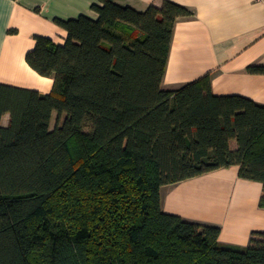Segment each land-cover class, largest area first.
Segmentation results:
<instances>
[{
  "label": "trees",
  "instance_id": "obj_1",
  "mask_svg": "<svg viewBox=\"0 0 264 264\" xmlns=\"http://www.w3.org/2000/svg\"><path fill=\"white\" fill-rule=\"evenodd\" d=\"M98 3L96 20L54 21L63 44L34 37L25 62L49 94L0 84V264H264V232L222 245L160 204L162 187L235 166L264 209V107L214 96L210 73L162 89L187 8Z\"/></svg>",
  "mask_w": 264,
  "mask_h": 264
},
{
  "label": "crops",
  "instance_id": "obj_2",
  "mask_svg": "<svg viewBox=\"0 0 264 264\" xmlns=\"http://www.w3.org/2000/svg\"><path fill=\"white\" fill-rule=\"evenodd\" d=\"M112 1L137 11L170 1L192 12L174 26L162 89L177 90L210 73L214 96H238L264 107V75L248 72L251 66H264V0ZM98 4V0H0V84L49 94L53 80L40 77L25 62L34 37L63 44L66 32L54 21L79 16L96 20L92 6ZM8 118H2L3 127ZM55 119L53 114L52 123ZM230 148L236 149L235 141ZM238 171L234 166L162 187L161 210L220 228L222 245L246 247L253 232H264L262 184L240 179Z\"/></svg>",
  "mask_w": 264,
  "mask_h": 264
},
{
  "label": "rangeland",
  "instance_id": "obj_3",
  "mask_svg": "<svg viewBox=\"0 0 264 264\" xmlns=\"http://www.w3.org/2000/svg\"><path fill=\"white\" fill-rule=\"evenodd\" d=\"M54 125V122L52 123V126Z\"/></svg>",
  "mask_w": 264,
  "mask_h": 264
}]
</instances>
